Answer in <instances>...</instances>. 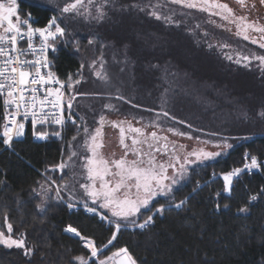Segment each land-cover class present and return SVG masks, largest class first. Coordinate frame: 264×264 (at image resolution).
Masks as SVG:
<instances>
[{
	"label": "trees",
	"instance_id": "16d2710c",
	"mask_svg": "<svg viewBox=\"0 0 264 264\" xmlns=\"http://www.w3.org/2000/svg\"><path fill=\"white\" fill-rule=\"evenodd\" d=\"M154 2L162 0H116L101 23L72 17L68 25L62 22L71 35L58 41L57 51L52 54L57 74L67 80L81 62L100 55L101 43L109 45L104 49L107 71L113 84L140 105L133 108L127 104L133 114L150 115L153 120L156 113L148 109L168 107L171 115L186 121L183 125L191 124V129L199 133L227 137L233 147L196 168L191 182L176 192L179 200L191 192L196 181L201 182V189L192 195L185 209L157 216L154 226L146 230L122 229L104 253L127 247L138 264H264V195L249 204V197L264 186V166L243 173L234 181L230 194L223 192L220 176L242 167L245 152L264 160V116L259 114L264 109V76L255 67L257 61L249 68L224 56L233 54L235 59L237 52L250 55L262 49L230 33L215 31L201 12L180 15L184 8L171 5L177 11L176 18L183 21L176 26L149 16L150 8L141 12L130 7ZM18 6L23 16L25 12L34 17L37 14L28 0L18 1ZM52 15H56L52 8L41 12L38 25L45 26ZM204 32L209 36L205 37ZM92 37L97 43L90 46L88 39ZM208 43H227L231 47L210 49ZM84 72L86 81L78 86L79 91L115 92L102 82L95 83L88 70ZM165 89H169L167 104L162 103ZM3 111L0 102V126ZM41 131H47L48 138L36 141L29 131L14 141L13 149L5 148L0 138V219L3 222L7 212L13 234L26 232L28 242L36 246L34 254L26 257L22 249L0 245V264H78L72 258L89 257L90 252L78 237L64 231L68 225L95 238L98 246L112 235L111 226L99 216L82 208L70 209L62 201H49L43 213L36 209L39 200L32 189L46 175L62 181L59 171L46 170L62 159V153L65 156L77 128L69 123L62 129ZM55 131H61V136L51 135ZM159 203H165L163 197L154 207ZM216 203L221 205L219 210ZM225 204L229 207L224 208ZM245 205L249 211L238 213L237 209ZM149 214L144 212L140 219Z\"/></svg>",
	"mask_w": 264,
	"mask_h": 264
},
{
	"label": "snow or ice",
	"instance_id": "6c2138e0",
	"mask_svg": "<svg viewBox=\"0 0 264 264\" xmlns=\"http://www.w3.org/2000/svg\"><path fill=\"white\" fill-rule=\"evenodd\" d=\"M169 2L182 8L207 13L209 23L227 31L233 30L229 25L234 26L236 36L246 41L250 40L252 44H258L259 48L264 49V17L253 15L256 8L255 0H252V3L235 0L241 9L240 14L222 0H169ZM115 3L116 0H65L63 7L59 8V16L52 15L45 26L36 27L34 24L39 23L40 13L50 7V0H29V7L35 8L37 14L34 17L31 12H25L26 18H21L19 15L18 0L0 2V102L4 110L2 116L4 123L0 126L2 143L11 146L14 139L22 137L25 121L29 119L33 135L37 139H46L50 135L47 131H37L38 126L43 128L46 125H55L62 129L69 122L75 125L77 135L69 141L67 155L63 156L62 153V159L46 170L59 171L62 182L57 184L55 179L47 175L43 182H38L37 187L32 189L34 198L39 200L36 209L41 213L45 212L51 200L63 201L70 209L80 203L86 211L99 216L101 221L106 222L113 229L107 242L99 246L95 238L82 235L72 225L64 229L65 232L78 237L90 252L88 258L84 255H76L72 258L79 264H89L90 260L94 261V264H138L127 247H122L103 259L99 257L113 244L122 229L131 226L146 230L154 226L157 216H162L167 211L185 209L192 195L201 189V182L196 181L191 192L179 200H176V192L191 182L192 173L196 168L233 147V144L228 143V138L223 137L214 145L219 151H211L208 150V146L213 143L212 140H202L189 131L166 127L163 118L181 125L186 121L171 115L165 108L159 111L148 109L156 113L155 118L149 123H144L142 116L139 119L132 116L130 119L125 117L120 120H108L106 115L101 114L97 126L92 129L85 123L77 124V119L80 121L85 119L83 116H78L75 111L79 107L78 98L98 100L107 98L109 101L114 99L133 108L140 107L126 97L120 87L113 84L104 56V49L109 45L101 43L100 55L87 64L81 62L79 69L69 74L67 80H61L50 70L53 62L46 55L49 50L54 55L57 51V42L71 35L65 26H61L66 15L86 22L101 23L108 17V10ZM259 4L264 6V0H259ZM130 7L141 12L151 7L152 10L147 13L149 16L176 26L183 23L176 18V13L171 9L165 14L162 11L164 6L159 3L143 6L136 3ZM213 16L219 17L224 23L211 20ZM196 27L201 26L197 24ZM204 36L208 37L209 33L204 32ZM37 37L38 46L34 43ZM21 42H26V47H21ZM96 43V37L88 39L90 46ZM208 47L210 49L219 47L223 50L230 48L231 45L208 43ZM75 49L79 51L78 42ZM29 56L32 58L29 59ZM224 56L229 61L249 68L253 66V61H257L255 67L261 76H264V55L255 53L246 55L237 52L235 59L233 54L224 53ZM86 67L104 85L115 88V92L79 91L78 86L86 81L84 76ZM168 92L169 89H165L162 95L163 104L168 103ZM103 108L118 111L117 105L112 102L104 103ZM259 114L264 116V109ZM106 125L119 130V153L104 151L107 147L104 131ZM192 127L191 124H187L188 129ZM51 135L59 137L61 131H55ZM211 135L218 136L217 133ZM179 137L194 141L195 146L180 143L176 139ZM244 161L242 167H234L220 174L223 180V192L230 194L234 181L239 180L243 173L259 170L264 166V160L248 152L244 154ZM66 170L71 171V179L64 181ZM212 175L215 177L217 174L213 172ZM78 178L84 182L78 183ZM206 184L207 182L204 186ZM261 195H264V186L259 193L249 197V204L257 201ZM219 196L220 192H217L216 197ZM161 197L164 198L165 203H159L154 207ZM223 207L229 206L225 204ZM215 208L219 210L221 205L216 203ZM248 211V205L237 209L238 213ZM144 212L150 214L141 220ZM4 223L7 234L0 230V245L9 249L13 247L22 249L26 257H31L36 246L28 242L26 232L13 234V225L8 221L7 212L4 213Z\"/></svg>",
	"mask_w": 264,
	"mask_h": 264
},
{
	"label": "rangeland",
	"instance_id": "374dc122",
	"mask_svg": "<svg viewBox=\"0 0 264 264\" xmlns=\"http://www.w3.org/2000/svg\"><path fill=\"white\" fill-rule=\"evenodd\" d=\"M18 1H20V0H18ZM0 2H7V0H0ZM222 2L229 3V6L233 7L237 11L238 14L241 13V9H240L239 5L235 3V0H222ZM246 2L247 3H252V0H246ZM64 3H65V0H50V7L49 8H52L55 11L56 15L59 16L60 15L59 8H62ZM157 3H159L160 5L164 6L162 11L165 14H168L169 9H171L175 13L177 12L176 9H174V7H171V5H173V4H171L169 2V0H162V2H154L152 5H155ZM255 5H256V8H255V11L253 12V15L264 17V6H261L259 4V1H257V0H255ZM149 8L151 9V7H149ZM179 12H180L179 13L180 15H183L182 13H191V15H194V13H196V12L200 13L197 10H190V9L186 10V8H184L183 10H180ZM202 14L204 15V17H206L208 19L207 23L209 24L210 27L214 28L215 31L221 32V33H225V34L226 33H230L231 36H233V37L235 36V37H238V38L244 40L242 37H239V36L235 35L234 26L229 25V27H232L233 30L231 32L227 31V30H225V28L217 27L215 24L209 23V16H208L207 13H202ZM197 16H201V15H197ZM70 18H71L70 15H66L64 17V19H63V22L68 25ZM211 20H215V21H217V23H224V22L219 20V17H215V16L211 17ZM244 41H246V40H244ZM246 42L251 43L250 40H247ZM255 45H258V44H255ZM256 54L257 55H264V49H262V51H260V53L256 52ZM84 63L87 64L88 61H85ZM85 70L86 71L88 70L87 67L85 68ZM94 79L96 80L95 83L96 82H100L97 78L94 77ZM78 101H79V107H77L75 109V111H76L78 116H83L85 118L84 121H80L79 120L80 124L81 123H85L90 129H92V128L97 126V121L99 119V116L97 117L96 114L94 113V111L98 112V114H100V115L101 114L106 115L108 120H120V119H123L125 117L130 119L132 116H135V117H137V119H139V117L142 116L144 118V123H149L151 121L150 115L145 116V114H143V115L133 114L132 111H131V108H129L127 106V104H124V102H118V101H116L114 99L109 101L107 98L99 99V100L98 99H79L78 98ZM106 102H112V103L116 104L117 108H118V111H113V110H109V109L103 108V105ZM75 103L76 102H74V104ZM166 110H169V108L166 107ZM163 119L166 122L165 123L166 127H175V128H179L181 131H189L193 136H199L202 140H212L213 143L208 146V150L219 151V149L215 148L214 145L216 143L220 142V139H221L220 137H218V136L213 137V136L205 134L203 132L199 133V132H197L195 130L188 129L187 126H185V125L178 124L176 121L169 120L168 118H163ZM104 131H105V135H106V144H107V147L104 149V151L105 152L116 151L117 153H119V151H120V149L118 147L119 130L118 129H113L110 126L106 125ZM169 135H171V134H169ZM176 139H178L180 143H184V144H187V145L195 146V142L194 141H189L186 137H179V138H176ZM227 150L224 151L222 153V155L226 154ZM66 155H67V151H66L65 156ZM209 161H211V160H209ZM206 162H208V161H206ZM60 176H61V174H60ZM70 179H71V171L70 170H66V172L64 173V176H63V180L67 181V180H70ZM61 182L57 181V184H59ZM82 182H84V181L82 179L78 178V183H82ZM64 204H66V203H64ZM89 205L91 206V201H89ZM79 208H82V209L85 210V208L83 207V204H80V203H78L76 207L71 208V209H79ZM0 230L5 231V233L7 234L6 224L4 223V221L2 222L1 219H0ZM72 235H74V234H72ZM13 248H15V247H13ZM112 253L113 252L104 253V251H103V253L100 255L99 258L103 259L104 257L111 255ZM86 258H88V257H86ZM77 263L79 264L78 261H77ZM89 264H94V261L90 260Z\"/></svg>",
	"mask_w": 264,
	"mask_h": 264
},
{
	"label": "built area",
	"instance_id": "2783aa9c",
	"mask_svg": "<svg viewBox=\"0 0 264 264\" xmlns=\"http://www.w3.org/2000/svg\"><path fill=\"white\" fill-rule=\"evenodd\" d=\"M19 15L21 16V18H26L25 16L21 15L20 12H19ZM34 26H36V27H43V26H40V25H38V24H34ZM34 43L37 44V46H38V44H39V38H38V37L34 40ZM20 46H21V47H26V42H21V45H20ZM46 55H48L49 59L53 62V59H52V52H51V50H49L48 53H46ZM28 58L31 59L32 57L29 56ZM50 70L53 71V72H55V73L57 74L54 62H53V64H52ZM42 71H45V72H46V71H48V69H42ZM57 76L59 77L58 74H57ZM59 78H60V77H59ZM60 79H61V78H60ZM61 80H62V79H61ZM65 91H66V89H65ZM3 123H4V121H3ZM69 123H70V122H69ZM69 123H66L65 126L68 125ZM2 125H3V124H2ZM65 126H64V127H65ZM54 127H57V126H55V125H50V126H49V125H46V126L43 127V128L48 129V128H54ZM36 130H37V131H41L42 128L38 126ZM29 131H31V132H32V135H33V128H32L31 120H30V119H29L28 121H25V131H24V135H23L22 137L26 136V135L28 134ZM22 137H19V138H22ZM19 138H16V139H19ZM33 138H34V140H36V141L44 140V139H37L34 135H33ZM16 139L13 140L11 146H7V145H5V148L13 149V143H14V141H15Z\"/></svg>",
	"mask_w": 264,
	"mask_h": 264
}]
</instances>
